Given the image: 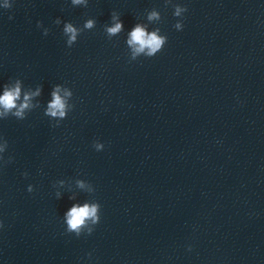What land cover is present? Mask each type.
Segmentation results:
<instances>
[{
	"label": "water",
	"instance_id": "1",
	"mask_svg": "<svg viewBox=\"0 0 264 264\" xmlns=\"http://www.w3.org/2000/svg\"><path fill=\"white\" fill-rule=\"evenodd\" d=\"M85 4L0 0V95L41 87L0 117V264H264V0ZM136 24L167 37L155 56L134 57ZM85 203L100 220L77 236Z\"/></svg>",
	"mask_w": 264,
	"mask_h": 264
},
{
	"label": "clouds",
	"instance_id": "2",
	"mask_svg": "<svg viewBox=\"0 0 264 264\" xmlns=\"http://www.w3.org/2000/svg\"><path fill=\"white\" fill-rule=\"evenodd\" d=\"M71 2L73 5L85 4V0H71ZM186 10V8L176 5L173 14L176 17H180L181 13H184ZM113 19H116V17L113 16ZM154 19H160V14L156 11H152L148 15V20L151 21ZM56 23H60V21L57 20ZM93 25L94 21L89 19L85 23L84 27L92 28ZM122 28L123 23L117 22L113 27L107 28V32L110 35H114L120 32ZM175 28L177 30H181L183 28V24L178 21L175 24ZM77 31V28L72 23H65L64 33L69 35V45H71L72 42L76 40ZM158 33L159 29H156L152 32H148L145 26L136 24V26L130 33V38L127 41L128 44L133 46L134 48V57L135 55H138L140 53H144L147 57H153L159 51H161L167 41V37ZM44 34L47 35V31H45ZM60 90L61 86L56 85L51 93L53 99L49 102L47 109V115L51 117L63 118L66 115V104L65 100L59 94ZM40 91L41 87H38L35 93H25L23 96V100L21 101L20 82L17 81L15 87H8L7 85H5L3 94L0 95V108L3 109V111H0V117H6L8 113H11L13 116L23 119L25 109H28L30 106L31 97L33 95H39ZM65 95L71 96L72 93L70 91H66ZM94 147L97 151H99L103 149L104 145L101 143H96ZM6 148L7 141H5L3 146H0V153H3ZM28 191H32L31 185H29ZM99 211V203H85L83 206L73 205L65 214V219L68 226L67 231L74 232L77 236H80L81 232L85 228H87V233L91 234L93 228L88 227V222L91 221L92 225H96L100 220V215H98Z\"/></svg>",
	"mask_w": 264,
	"mask_h": 264
}]
</instances>
